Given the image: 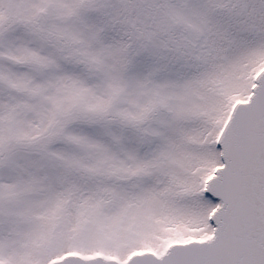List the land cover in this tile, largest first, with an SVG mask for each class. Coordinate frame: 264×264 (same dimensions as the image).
I'll use <instances>...</instances> for the list:
<instances>
[{
	"label": "snow or ice",
	"instance_id": "snow-or-ice-1",
	"mask_svg": "<svg viewBox=\"0 0 264 264\" xmlns=\"http://www.w3.org/2000/svg\"><path fill=\"white\" fill-rule=\"evenodd\" d=\"M0 264H264V0H0Z\"/></svg>",
	"mask_w": 264,
	"mask_h": 264
}]
</instances>
